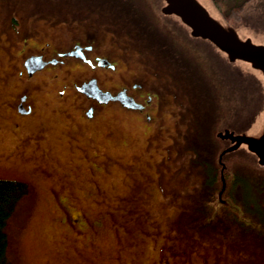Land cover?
Here are the masks:
<instances>
[{
	"label": "rangeland",
	"instance_id": "374dc122",
	"mask_svg": "<svg viewBox=\"0 0 264 264\" xmlns=\"http://www.w3.org/2000/svg\"><path fill=\"white\" fill-rule=\"evenodd\" d=\"M148 1L168 34L151 27L152 9L140 7L146 21L127 13L126 0H0V31L11 15L50 34L74 30L82 36L97 27L105 48L132 67H157L159 84L170 86L161 83L165 102L149 126L118 108L84 123L70 116L69 105L41 93L37 112L18 128L6 103L0 106V178L31 186L7 227L13 264H264V220H239L228 196L238 186L232 187L227 170L238 159L250 168L263 165L244 144L224 155L223 172L217 159L222 205L215 214L206 170L190 146L214 122L218 131L258 135L263 73L192 36L175 15L162 12L165 0ZM201 2L242 38L264 44V0L248 2L236 20L218 14L213 0ZM9 62L0 40V101L13 93L12 80L2 76ZM225 143L218 156L231 145Z\"/></svg>",
	"mask_w": 264,
	"mask_h": 264
},
{
	"label": "flooded vegetation",
	"instance_id": "af4514ba",
	"mask_svg": "<svg viewBox=\"0 0 264 264\" xmlns=\"http://www.w3.org/2000/svg\"><path fill=\"white\" fill-rule=\"evenodd\" d=\"M8 20L0 31V40L10 61L9 67L3 68L2 76L12 80L13 93L0 101V106L6 103L17 118L16 127L35 115L41 93L63 108L69 105L70 116L79 117L84 123L94 121L108 108L132 114L148 126L157 120L165 102V92L161 89L169 90V82L162 80L161 87L157 67H132L124 56L121 60L111 48H105L99 28L87 29L82 36L74 30L64 34L53 30L50 34L38 25H22L14 15ZM165 25L161 23L168 30ZM71 27L74 29L75 25ZM123 42L131 44L129 40ZM93 80L103 91L113 96L124 95L137 106L125 104L123 97L103 102L81 89Z\"/></svg>",
	"mask_w": 264,
	"mask_h": 264
},
{
	"label": "trees",
	"instance_id": "16d2710c",
	"mask_svg": "<svg viewBox=\"0 0 264 264\" xmlns=\"http://www.w3.org/2000/svg\"><path fill=\"white\" fill-rule=\"evenodd\" d=\"M126 1L129 4L133 3L136 6L134 7L130 4L132 6L130 7V5L127 3L129 6L126 10L127 13L133 14V17L136 15L138 19L141 18V20H143L145 17L146 21L148 18L140 9V7L144 8V5L149 11L152 9L149 14L151 20H153L152 22H155L156 27L154 25L151 27L158 28V34L160 36L163 32H166L167 34L170 32L162 28L160 25L162 20L160 19V16L158 17L159 13L157 12L156 8V10L153 8L152 4L148 0ZM250 1L251 0H213L215 7L226 20H236L237 18L241 17L246 4ZM121 7L122 6L119 8ZM148 26L150 27V25ZM162 43L164 42L162 41ZM210 121L212 123V119ZM215 123L216 122H214V125L210 127L211 130L209 132L206 131L204 133V136H195L190 146L194 151L193 158L197 159L199 165L203 166L206 170V174L208 176H206V186H208L207 190L209 192L207 199L208 201L215 203V205L211 204L210 207H213L215 210H217L214 213L218 214L217 207L220 204L218 187L220 185L219 179L221 166L219 165V162L217 163V159L218 152L221 151L226 143L224 140L217 138L216 133L218 131V126H216ZM209 126L210 125L208 123L206 127L209 128ZM190 135L191 134L189 133V136ZM189 136L185 139V142L189 140ZM251 156H253V160H256L255 155L251 154ZM223 159V161H226V156H224ZM234 163V166L227 168V170L230 172L231 177L234 178L231 182L232 187L236 184L238 187H233V191H230L228 196L231 201H233L234 207L239 210V216H242L239 220L242 221V223L249 225H253L255 223L254 221L262 222L264 220V200L261 194L264 193V186H256L257 184L260 185L261 181L264 182V171L262 170L264 165L261 166V168L258 166L250 168L242 159H238L237 163L236 161ZM247 170L251 171L252 173L247 174ZM30 191L31 186L29 182L25 180L16 178H0V264H13L9 254L10 237L7 227L17 205L30 193Z\"/></svg>",
	"mask_w": 264,
	"mask_h": 264
},
{
	"label": "water",
	"instance_id": "95a60500",
	"mask_svg": "<svg viewBox=\"0 0 264 264\" xmlns=\"http://www.w3.org/2000/svg\"><path fill=\"white\" fill-rule=\"evenodd\" d=\"M162 12L166 15H175L189 28L192 36L210 40L217 48L227 54L229 61H247L252 67L260 70L264 76V44L255 43L251 37L242 38L233 25L218 18L201 0H165ZM81 89L103 102H107L110 98L123 97L125 104L137 106L134 100L124 98V95L113 96L109 91H103L95 80L83 84ZM216 136L231 142V145L219 155V162L223 164L221 172L225 167L224 155L239 149L241 144L246 145L247 149L256 155L260 165H264V127L258 135L235 133L226 128L217 131ZM225 186L226 183L223 180V189L219 193L220 195Z\"/></svg>",
	"mask_w": 264,
	"mask_h": 264
}]
</instances>
